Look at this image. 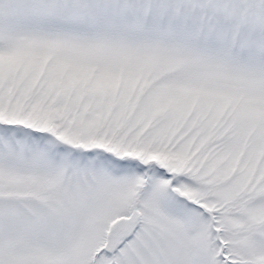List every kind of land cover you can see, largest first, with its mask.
Returning <instances> with one entry per match:
<instances>
[{
    "label": "snow or ice",
    "instance_id": "6c2138e0",
    "mask_svg": "<svg viewBox=\"0 0 264 264\" xmlns=\"http://www.w3.org/2000/svg\"><path fill=\"white\" fill-rule=\"evenodd\" d=\"M0 264H264V0H0Z\"/></svg>",
    "mask_w": 264,
    "mask_h": 264
}]
</instances>
